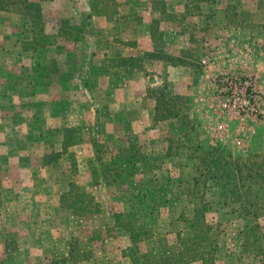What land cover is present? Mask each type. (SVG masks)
I'll use <instances>...</instances> for the list:
<instances>
[{"label": "rangeland", "instance_id": "obj_1", "mask_svg": "<svg viewBox=\"0 0 264 264\" xmlns=\"http://www.w3.org/2000/svg\"><path fill=\"white\" fill-rule=\"evenodd\" d=\"M87 2H42L46 31L58 42L36 52L26 47L30 19L0 10V264H133L131 237L111 219L120 212L151 231L143 253L179 252V218L191 217L196 203L188 188L197 146L242 159L264 153V119L220 116L212 86L218 74L244 71L264 91V0H116L131 16L96 17L97 36L84 41L58 37L61 21L78 24ZM152 27L162 40L151 37ZM167 56L187 64L175 67ZM126 57L137 67H122ZM155 87L185 98L196 133L178 119L155 120L148 94ZM243 128L258 149L239 156L231 148ZM72 184L105 215L77 216L64 206ZM204 192L218 238L215 264H264V211L255 246L246 241L240 203L211 182ZM254 193L264 210V186ZM78 239V254H70Z\"/></svg>", "mask_w": 264, "mask_h": 264}, {"label": "trees", "instance_id": "obj_2", "mask_svg": "<svg viewBox=\"0 0 264 264\" xmlns=\"http://www.w3.org/2000/svg\"><path fill=\"white\" fill-rule=\"evenodd\" d=\"M45 1L53 0H0L1 11H18L30 19L33 26V38L30 42H27V50L36 52L40 49H47L58 42L56 36L48 34L46 31L45 13L42 5V2ZM87 1V10L79 17L78 24H72L71 18H65L61 21L58 37L70 42L84 41L86 35L97 36L94 29V19L96 17L106 16L110 20L113 16L124 14L121 10L118 11L119 4L116 0ZM127 16H131V13H125L122 18H127ZM151 37L155 40L159 37L162 40L164 33L159 27L155 29L152 27ZM155 56L163 59L160 53ZM164 59L172 62L175 67L187 64H184L185 62H182L181 59L175 60L173 57L168 58L167 56ZM137 60L142 62L143 58H137ZM119 62L122 67H137V64L130 57L121 58ZM148 94L155 100V120L157 122L172 118L178 119L177 123L186 127L190 133H196L198 125L187 112V101L183 96L175 97L172 91L166 92L162 87L149 88ZM170 95L173 98L168 99L167 96ZM184 109H186V112H184ZM64 147L66 148V143ZM197 152L200 156L197 161L196 174L193 177V187L188 188L191 199L195 200L196 203L190 213L191 217L185 211L179 218L183 230L179 233L180 242L178 244L181 247L179 252L176 250L172 253V250L164 249L156 253H143L141 243L153 238L146 225L133 220L126 221L124 219L125 215L121 212L111 216V219L116 221L117 227L123 228V232L131 237L127 254L132 257L133 264H191L196 260H201L204 264H215L214 256L218 238L213 234V227L207 221V215L211 211V207L206 201L205 195H203L209 182L219 185L223 195L240 203V208L237 211H239L241 218L245 220L246 241L254 239L253 245L255 246L260 241L259 219L263 216L264 210L259 204L261 197L255 195L254 188L255 186H264V153L242 159L235 158L230 150L219 146L209 149L197 146ZM102 167L106 169L104 166ZM72 187L75 190L64 193L61 198V203L64 206H68L77 216H86L96 211L100 215H105L106 212L102 206L95 204L86 192L79 191L78 186L76 187L74 184H72ZM79 242L80 239L74 241L70 254H78ZM73 259H79V256L73 255Z\"/></svg>", "mask_w": 264, "mask_h": 264}, {"label": "built area", "instance_id": "obj_3", "mask_svg": "<svg viewBox=\"0 0 264 264\" xmlns=\"http://www.w3.org/2000/svg\"><path fill=\"white\" fill-rule=\"evenodd\" d=\"M208 65L207 61L202 62ZM215 111L232 118L264 119V91L258 76L244 71L225 72L213 78Z\"/></svg>", "mask_w": 264, "mask_h": 264}, {"label": "crops", "instance_id": "obj_4", "mask_svg": "<svg viewBox=\"0 0 264 264\" xmlns=\"http://www.w3.org/2000/svg\"><path fill=\"white\" fill-rule=\"evenodd\" d=\"M209 95H211V90L209 91ZM213 106H214V103H213ZM244 121H248V122H251V121H249V120H244ZM233 122H231V123H223L224 125H223V127H224V129H226L227 131H228V133H230L231 132V130L232 129H235V126H233V124H232ZM252 123V122H251ZM235 125V124H234ZM241 130H244V134L243 135H245V137L244 136H242V138L241 139H239V141H238V144H236L235 146H233L231 149L233 150V153H236L237 155H239V156H245L246 154H248L249 152H251V151H254V150H256V149H258V145H256L255 146V144L254 143H251V142H253V140H251V142L250 143H248L247 142V137H252V135L250 134L251 132H249L248 130H245V128H243V129H241ZM263 136V135H262ZM261 136V138L263 139L264 137H262ZM257 137H254V140L256 139ZM259 140H261V139H259ZM249 141V140H248ZM250 147H253V148H250ZM260 149H262V148H259V150Z\"/></svg>", "mask_w": 264, "mask_h": 264}]
</instances>
